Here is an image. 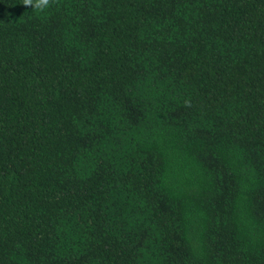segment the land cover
<instances>
[{"label":"trees","instance_id":"trees-1","mask_svg":"<svg viewBox=\"0 0 264 264\" xmlns=\"http://www.w3.org/2000/svg\"><path fill=\"white\" fill-rule=\"evenodd\" d=\"M0 0V264H264V0Z\"/></svg>","mask_w":264,"mask_h":264},{"label":"clouds","instance_id":"clouds-1","mask_svg":"<svg viewBox=\"0 0 264 264\" xmlns=\"http://www.w3.org/2000/svg\"><path fill=\"white\" fill-rule=\"evenodd\" d=\"M24 4L31 5L37 15H44L50 7V0H25Z\"/></svg>","mask_w":264,"mask_h":264}]
</instances>
